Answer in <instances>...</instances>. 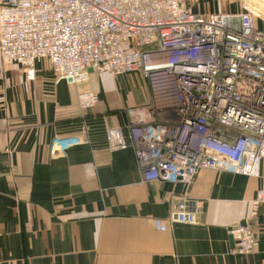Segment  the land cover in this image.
<instances>
[{"label":"crops","instance_id":"crops-1","mask_svg":"<svg viewBox=\"0 0 264 264\" xmlns=\"http://www.w3.org/2000/svg\"><path fill=\"white\" fill-rule=\"evenodd\" d=\"M239 2L186 0L194 14H237ZM35 70L30 81L0 59V264H264V204L251 215L260 177L200 170L188 188L143 182L130 148L107 147L122 110L149 101L140 74L88 70L72 85L46 60ZM85 92L98 99L89 110L77 103ZM183 193L202 203L196 224L170 220ZM238 224L255 234L250 254L234 251Z\"/></svg>","mask_w":264,"mask_h":264},{"label":"built area","instance_id":"built-area-1","mask_svg":"<svg viewBox=\"0 0 264 264\" xmlns=\"http://www.w3.org/2000/svg\"><path fill=\"white\" fill-rule=\"evenodd\" d=\"M264 0H240L237 14H194L186 0H0V59L34 80L46 60L68 84L88 70L140 74L147 104L122 110L107 147L131 149L143 182H180L200 170L260 177L251 215L264 204ZM98 99L80 93L81 110ZM84 133V132H83ZM84 140H81L83 142ZM79 140H70L76 143ZM201 202L181 194L170 220L193 225ZM234 251L257 245L247 224L231 227Z\"/></svg>","mask_w":264,"mask_h":264},{"label":"rangeland","instance_id":"rangeland-1","mask_svg":"<svg viewBox=\"0 0 264 264\" xmlns=\"http://www.w3.org/2000/svg\"><path fill=\"white\" fill-rule=\"evenodd\" d=\"M257 5H259L260 7H262L264 9V5L262 6V4L257 2ZM255 25L257 26V28H259L260 30L264 31V24H262L260 21H254ZM100 75V74H97ZM102 75V74H101ZM123 93V97H127V92H122Z\"/></svg>","mask_w":264,"mask_h":264},{"label":"water","instance_id":"water-1","mask_svg":"<svg viewBox=\"0 0 264 264\" xmlns=\"http://www.w3.org/2000/svg\"><path fill=\"white\" fill-rule=\"evenodd\" d=\"M232 244H233V241H232ZM234 245V244H233Z\"/></svg>","mask_w":264,"mask_h":264}]
</instances>
